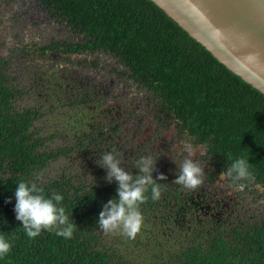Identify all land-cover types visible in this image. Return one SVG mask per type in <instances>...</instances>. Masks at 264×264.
Wrapping results in <instances>:
<instances>
[{
    "label": "trees",
    "instance_id": "obj_1",
    "mask_svg": "<svg viewBox=\"0 0 264 264\" xmlns=\"http://www.w3.org/2000/svg\"><path fill=\"white\" fill-rule=\"evenodd\" d=\"M37 1L82 35V49L111 54L125 74L154 93L186 136L203 146L209 170L219 174L235 159L248 158L253 177L244 192L252 207L238 217L174 219L164 213L167 198L161 195L141 205L144 224L136 239L105 235L98 215L116 197L118 184L108 183L102 171L79 173L80 164L72 171L75 157H85L86 131L45 130L39 120L54 107L25 103L0 55V235L12 243L0 264H264V94L151 0ZM64 157L67 166L54 167ZM20 182H36L47 198L63 196L61 205L77 226L71 239L50 231L27 237L14 212Z\"/></svg>",
    "mask_w": 264,
    "mask_h": 264
},
{
    "label": "flooded vegetation",
    "instance_id": "obj_2",
    "mask_svg": "<svg viewBox=\"0 0 264 264\" xmlns=\"http://www.w3.org/2000/svg\"><path fill=\"white\" fill-rule=\"evenodd\" d=\"M10 4L8 7L3 5L5 8L3 10L0 8L3 11L0 13L1 27L17 34L21 30L24 38L26 33L34 35L28 40L21 41L22 45H13L19 56L26 58L27 55L29 59L45 60L51 66L56 65L62 79L71 76L75 82L83 84L84 91L80 92L79 98L76 96V90L70 88L71 92L61 96L58 103L63 108L76 107L81 103L85 105V109L93 107L95 110L94 114H90L89 110L88 119L82 121V125H87L84 132L87 136L85 160L91 157L93 162L98 164L103 154V146L106 148L113 146L117 151L115 152L122 158L121 167L132 174H139V170L134 168L136 161L141 156L151 155L157 159L153 179L159 174L167 177L166 181L158 183L166 184V189L162 191V199L167 198V207L170 206L167 214L174 219H179L178 214L182 216L181 218L189 214L197 218L201 216L225 219L229 216H242L246 211L250 212L252 207L250 195L244 191L234 190L229 179L222 181L215 171L209 170L210 166L203 158V146L190 136H186L183 126L172 119L173 116L159 104L154 93L125 74V67L115 57L102 50L82 49L78 44L82 35H75L68 26L60 24L58 18L40 2L39 5L35 3L34 8L30 4L26 5L27 11L21 10L23 17H29L25 25L20 22L21 15L9 14L8 10L13 9ZM14 8H17L15 4ZM37 12L38 15L29 14ZM26 14L27 16H24ZM4 18L9 21L8 26L4 25ZM45 28L50 31L49 34L42 31ZM4 58L9 63V59ZM91 76L98 80L92 79ZM42 82L45 80L38 78L37 83L33 84L32 91H40ZM49 106L48 108H54L49 114L44 115L46 118L56 110L55 105L50 103ZM185 140L196 149L194 159L204 169L203 184L195 190L185 189L173 182L178 173V166L186 155L182 152ZM90 171L106 172V169L90 168Z\"/></svg>",
    "mask_w": 264,
    "mask_h": 264
},
{
    "label": "clouds",
    "instance_id": "obj_3",
    "mask_svg": "<svg viewBox=\"0 0 264 264\" xmlns=\"http://www.w3.org/2000/svg\"><path fill=\"white\" fill-rule=\"evenodd\" d=\"M182 152L186 155L178 166L173 182L185 189L195 190L203 184L204 169L195 161L196 149L189 141L183 142ZM156 160L151 155L141 156L134 165L139 174L134 175L121 167L122 158L119 153L108 151L101 155L98 164L106 169L105 180L118 184L116 197L103 204L98 215V227L105 235H123L134 240L140 234L144 224L141 205L149 198L158 201L166 189V184L158 183L167 180L165 175L159 174L153 179ZM249 169L248 158L241 157L235 159L226 171L220 172L219 179H230L234 190L244 191L247 187L244 182L253 177ZM15 200V218L21 222L29 239L38 237L42 231L55 232L65 239L72 238L77 226L61 205L62 195L53 193L51 198H47L44 188L36 182H20L15 189ZM11 249L12 243L0 235V260Z\"/></svg>",
    "mask_w": 264,
    "mask_h": 264
},
{
    "label": "water",
    "instance_id": "obj_4",
    "mask_svg": "<svg viewBox=\"0 0 264 264\" xmlns=\"http://www.w3.org/2000/svg\"><path fill=\"white\" fill-rule=\"evenodd\" d=\"M227 69L264 94V0H151Z\"/></svg>",
    "mask_w": 264,
    "mask_h": 264
},
{
    "label": "rangeland",
    "instance_id": "obj_5",
    "mask_svg": "<svg viewBox=\"0 0 264 264\" xmlns=\"http://www.w3.org/2000/svg\"><path fill=\"white\" fill-rule=\"evenodd\" d=\"M9 3L12 4V5L11 4L10 5H11V8H13V9L8 10L9 14H11V16L15 15V14L16 15L19 14V16L21 15L20 22L23 25L26 24L25 21H28L29 17H23L21 10L27 11V8L25 6L28 4H30L31 7H33V8L35 7V3L38 4V2H35L33 0H0V5H1L0 8L2 10L5 9V8H3V5L8 7ZM14 4L17 6L18 9L14 8ZM7 7H6V10H7ZM1 9H0V13L3 12ZM40 13L42 14V11ZM27 14L24 16H27ZM29 14L31 16H33L35 14L38 15V12L37 13H29ZM4 21H5L4 25L7 24V26H8L9 21L5 18H4ZM1 26L2 25L0 23V40L2 42L0 45V54L9 59L10 71H12L14 73V75L17 78L16 81L23 88V90L25 92L24 102L30 103V102L35 101V102L46 103V109H48V107H50L49 106L50 103L52 105L55 104L56 110L53 112V114H51L47 118L42 117L39 120V123L40 124L44 123L46 125L45 130L51 129V130L55 131L53 129V128H55L56 131L57 132L59 131L60 133H66V132L69 133L70 130H72V127H74V126H77L78 129H83L85 131L87 128V125H82V121H84L85 118L88 119V117H89L88 111L89 110L91 111L90 114L95 113L94 108L92 107V109H90V108L85 109V105H82L81 103H79L80 105H77L76 107L75 106H69V107L63 108L62 105L60 103H58L61 96L66 95V94L71 92L70 88H72L74 91L76 90V93H77L76 96H77V98H79L78 96H81L80 92L84 91L83 84L80 85V83L75 82L73 80V78H71V76L69 78L65 77L62 79L58 74V70H57L56 65L51 66L45 60L36 59V58L29 59L27 55H25L26 58H22L21 56H19V53L16 52V49L13 48L14 47L13 45L14 44L22 45L23 43L21 41L28 40L31 36H34V35H29V33H26V38H24L21 30L18 31V34L14 33V32L11 33V30L8 31V30H6V28H3ZM45 26H46V24H45ZM54 27L56 29V26H54ZM42 31H45L48 34L50 32L46 28H45V30L42 29ZM12 48H13V50H12ZM38 78H42V80L43 81L45 80V82H42L40 84L39 88H41V89H40V91H36V92H38V94H35L36 92L32 91L34 88L33 84L37 83ZM91 78L93 79L94 77L91 76ZM95 79L98 80V78H94V80ZM46 83L48 84L47 87L45 86ZM67 87H69V88H67ZM104 149H106V150L104 151ZM108 151L115 152L116 150H114L113 146L112 147L108 146L106 148L104 145L103 146V153L108 152ZM75 158L76 159H74L73 162L72 161L69 162V163L72 162V166H74V167H72L73 172H74V170H76V166L78 164H80V167H78L79 173H83V170H84V173H85V171L92 173L90 171V168L91 169L92 168H99L100 170H104V168L101 169V166L99 164L94 163L91 157H89V160L88 159L85 160L86 158L82 157V154H78ZM63 164L65 166H67V162H66L65 157L61 158V159H59L53 163L54 167H56V168L59 166H64ZM102 173L106 174L105 171H103ZM153 174H154V172L152 173V175ZM163 207L165 208L164 213H168L170 211V206L166 207V205L164 204ZM159 215H160V213L154 214L153 218H155V220H158ZM156 216L158 218H156Z\"/></svg>",
    "mask_w": 264,
    "mask_h": 264
}]
</instances>
